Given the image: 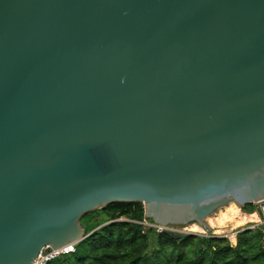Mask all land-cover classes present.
Wrapping results in <instances>:
<instances>
[{
	"label": "water",
	"instance_id": "obj_1",
	"mask_svg": "<svg viewBox=\"0 0 264 264\" xmlns=\"http://www.w3.org/2000/svg\"><path fill=\"white\" fill-rule=\"evenodd\" d=\"M231 202H264V0H0V264Z\"/></svg>",
	"mask_w": 264,
	"mask_h": 264
},
{
	"label": "trees",
	"instance_id": "obj_2",
	"mask_svg": "<svg viewBox=\"0 0 264 264\" xmlns=\"http://www.w3.org/2000/svg\"><path fill=\"white\" fill-rule=\"evenodd\" d=\"M253 213L255 204L246 205ZM123 218V219H122ZM142 203L112 204L82 217L92 234L73 253L48 264H264V226L230 237L189 235L175 239L145 226Z\"/></svg>",
	"mask_w": 264,
	"mask_h": 264
},
{
	"label": "built area",
	"instance_id": "obj_3",
	"mask_svg": "<svg viewBox=\"0 0 264 264\" xmlns=\"http://www.w3.org/2000/svg\"><path fill=\"white\" fill-rule=\"evenodd\" d=\"M257 208L259 209V212L261 214V219L252 228H255L257 225H263L264 226V202L257 205ZM141 223H143L145 226L154 228L156 233H165V231H171V232H185V233H189L192 235H202L205 237L226 236V237H230V240L233 244H236V240L234 237L236 232L230 233V234H216V232L212 229L211 232H208L207 230H203V232L198 233V232H194L193 230H191L190 225H186V226L161 225V224H157V223H154V222L146 220V219ZM76 245L77 244H68V245H65V246L58 248V249H53L50 246H46L40 251L37 258L34 259L32 264H48L50 261H52L53 259H55L57 257L73 253L76 250Z\"/></svg>",
	"mask_w": 264,
	"mask_h": 264
},
{
	"label": "bare ground",
	"instance_id": "obj_4",
	"mask_svg": "<svg viewBox=\"0 0 264 264\" xmlns=\"http://www.w3.org/2000/svg\"><path fill=\"white\" fill-rule=\"evenodd\" d=\"M256 219V215L243 213L236 203L231 202L226 206L225 210H221L216 216H209L206 222L210 227L214 229L218 228L216 232H222L224 228L243 226V224L249 221H255ZM199 226V224L193 223V225H191V230L200 231L202 227Z\"/></svg>",
	"mask_w": 264,
	"mask_h": 264
},
{
	"label": "rangeland",
	"instance_id": "obj_5",
	"mask_svg": "<svg viewBox=\"0 0 264 264\" xmlns=\"http://www.w3.org/2000/svg\"><path fill=\"white\" fill-rule=\"evenodd\" d=\"M130 204H132V203H130ZM225 208H226V206L225 207H223V208H221L220 210H218L216 213H214V214H212L211 216H216V214H218L221 210H225ZM255 211L253 212V213H248L247 212V209L245 208V206L244 207H242L241 208V211L243 212V213H246V214H254V213H256L257 214V219L255 220V221H249V222H247V223H245V224H243V226L241 225V226H238V227H235V228H233V227H228V228H224V229H222V232H216V230L218 229V228H216V229H214V228H212L215 232H216V234H230V233H234V232H237V230H241V229H244V228H252L254 225H256L259 221H260V219H261V214H260V212H259V209L257 208V205H255ZM210 216V217H211ZM123 219V218H122ZM190 225V229H191V225H193V223L192 224H189ZM209 226V225H208ZM200 227V226H199ZM210 227V226H209ZM203 228H201L200 229V231H198V230H196V231H194V232H203Z\"/></svg>",
	"mask_w": 264,
	"mask_h": 264
},
{
	"label": "crops",
	"instance_id": "obj_6",
	"mask_svg": "<svg viewBox=\"0 0 264 264\" xmlns=\"http://www.w3.org/2000/svg\"><path fill=\"white\" fill-rule=\"evenodd\" d=\"M250 215H251V214H250ZM253 215H256V216H257V214H255V213H254Z\"/></svg>",
	"mask_w": 264,
	"mask_h": 264
}]
</instances>
